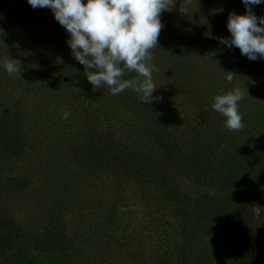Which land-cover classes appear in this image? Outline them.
Segmentation results:
<instances>
[{"label": "trees", "instance_id": "obj_1", "mask_svg": "<svg viewBox=\"0 0 264 264\" xmlns=\"http://www.w3.org/2000/svg\"><path fill=\"white\" fill-rule=\"evenodd\" d=\"M228 1L236 14H245L242 0ZM251 8L257 17H264V0ZM169 13L166 11V17L162 14L161 22L171 29L167 22ZM0 18L11 20L13 24H25L28 33L39 39V43L57 40L65 49L64 44L70 38L51 9H33L25 0H0ZM225 36L231 37L228 30ZM166 37L159 36V47L153 53L164 52L162 48L172 45ZM223 50L224 59L235 68V73H248L252 81L264 84V58L249 60L235 46ZM70 54L69 47L67 57ZM71 63L76 67H73L76 89L89 106L96 105L91 97L98 96L103 101L102 108L108 106L111 109L94 115L97 121L104 119L108 123L118 116L117 123L123 122L125 115L121 117L120 110H131L130 114L148 119L149 124L140 129L155 145L152 147L139 141L119 144L111 138L105 139V133L94 134L97 138L84 134L83 142H76V146L79 145L76 147V199L84 196L80 190L83 184L107 183L109 178H113L120 188L134 187L139 203L150 212L146 215L148 219L141 223V230L149 231L148 236L156 245V251L150 250L146 264H264V142L243 131L227 138L214 134L209 127L192 126L188 122L186 126L178 125L164 117L165 111L157 106V102L144 104L131 89L122 92L115 103H108L105 95L108 87L93 88L84 74V66L76 60ZM60 74L64 78H73L66 66ZM135 76L133 72L124 78ZM1 114L0 165L7 157L21 154L32 141L24 131L27 114L20 102L4 107ZM261 120L263 122V115ZM180 180L190 182L198 192L187 193ZM14 185L22 188L25 181L20 178ZM107 204L102 201L103 207L93 205L90 209L77 211L78 224L82 225L77 229L76 247L59 229L63 223L58 218H49L47 224L50 225L42 229L47 231L36 234L0 211V252L4 248H13L30 233L36 242V256L43 259L39 261L36 256L31 258L30 253L21 251L17 264H66L74 259L67 255V249L74 250L76 264H114L117 255L115 252L110 254L109 250L111 246L121 250L114 237L128 232L130 225L121 224L122 220L126 222L127 212L115 204ZM52 224L60 234L50 229ZM50 231H53L51 235L43 236ZM134 237H126L124 251L127 246L135 245L129 254L134 262L140 263L142 243L138 241L139 235ZM51 241L53 247L49 250L43 247ZM224 255L228 257L225 262ZM51 257L55 260L50 261Z\"/></svg>", "mask_w": 264, "mask_h": 264}, {"label": "rangeland", "instance_id": "obj_2", "mask_svg": "<svg viewBox=\"0 0 264 264\" xmlns=\"http://www.w3.org/2000/svg\"><path fill=\"white\" fill-rule=\"evenodd\" d=\"M184 7L188 9L187 15L179 10ZM169 12L167 22L171 29L164 25L160 36H167L172 45L162 48L164 52H152V63L157 69L153 72V80L158 86L154 96L160 98L156 104L165 111L164 117L182 126L188 122L192 126L209 127L214 134L227 138L243 131L264 142V84L252 81L248 73H235V68L224 59L222 51L227 46L219 43V38L226 37L227 18L235 12L234 7L228 0H175ZM163 13L166 17V11ZM4 20L0 18V115L4 107L20 102L27 114L24 131L32 141L21 154L7 157L0 165V211L36 234L47 231L42 229L50 225L47 224L49 218H58L63 223L59 229L76 247L77 229L82 225L78 224L77 211L82 212L93 205L103 207L102 201L115 204L127 212L126 222L122 220L121 224L130 225V230L114 237L116 245L121 246V250L114 246L109 250L110 254L115 252L117 255L114 264H146L150 250L156 251L155 240L148 236L149 231L141 230V223L148 219L146 215L150 212L139 203L134 187L120 188L113 178L107 183H93V186L83 184L80 190L84 196L76 199V147L79 146L76 142H83L81 138L87 133L97 138L94 134L100 132L106 134L105 139L111 138L119 144L139 141L155 147L140 129L149 124L148 119L121 109L119 115H125L123 122L117 123L118 116L108 123L104 119L97 121L94 115L111 109L108 106L103 109V101L98 96L91 97L96 105L89 106L79 94L73 69L76 67L71 63L75 59L72 54L67 57V43L65 49L57 40L39 43V39L28 33L25 24ZM7 56L20 62L22 71L19 75L6 72L3 64ZM64 66L74 79L60 74L64 72ZM226 72L236 74L231 82L226 80ZM234 87L245 88L248 95L239 102L244 123V128L239 131H229L225 127V118L212 108L216 95ZM105 95L108 103H115L121 93L112 95L108 88ZM95 110L99 113H94ZM65 112L69 113L67 119L63 118ZM20 178L25 185L17 188L14 183ZM180 182L187 193L198 192L190 182ZM52 225L50 229L60 234ZM92 225L99 228L97 224ZM53 231L43 236H49ZM135 235L140 236L137 240L142 243L140 263L134 262L129 254L135 245L127 246L124 251L126 237L135 239ZM52 242L43 247L49 250L53 247ZM36 250V242L29 233L13 248L1 250L0 264H17L21 251L35 258ZM66 251L70 259L74 258L66 264H76L74 250ZM224 258L225 262L228 257L224 255ZM53 260L51 257L50 261Z\"/></svg>", "mask_w": 264, "mask_h": 264}, {"label": "clouds", "instance_id": "obj_3", "mask_svg": "<svg viewBox=\"0 0 264 264\" xmlns=\"http://www.w3.org/2000/svg\"><path fill=\"white\" fill-rule=\"evenodd\" d=\"M33 8H49L54 18L69 34L67 44L76 61L84 66V74L93 88L106 85L112 95L127 89L135 91L144 104L159 102L153 93L152 51L159 47L164 27L161 14L171 11L175 0H27ZM190 2V0H188ZM245 14L231 12L227 18L230 38H219L229 48L235 46L249 60L264 58V17H257L251 5L261 0H242ZM187 15L186 7L179 8ZM9 75H19L20 62L7 59L3 64ZM91 69V71H89ZM136 73L133 78L126 74ZM231 82L236 74L226 72ZM247 95L245 88L234 87L214 97L212 108L225 118L229 131L244 128L239 102ZM248 96V95H247ZM65 112L63 118L67 119Z\"/></svg>", "mask_w": 264, "mask_h": 264}]
</instances>
